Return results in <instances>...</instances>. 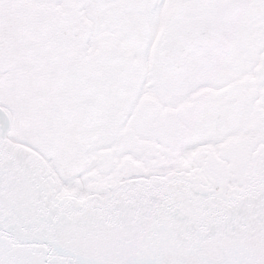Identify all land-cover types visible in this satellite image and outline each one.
I'll use <instances>...</instances> for the list:
<instances>
[{
    "label": "snow or ice",
    "instance_id": "snow-or-ice-1",
    "mask_svg": "<svg viewBox=\"0 0 264 264\" xmlns=\"http://www.w3.org/2000/svg\"><path fill=\"white\" fill-rule=\"evenodd\" d=\"M0 264H264V0H0Z\"/></svg>",
    "mask_w": 264,
    "mask_h": 264
}]
</instances>
